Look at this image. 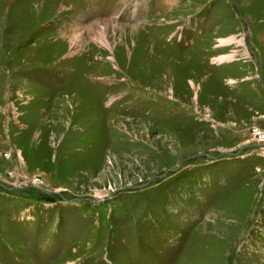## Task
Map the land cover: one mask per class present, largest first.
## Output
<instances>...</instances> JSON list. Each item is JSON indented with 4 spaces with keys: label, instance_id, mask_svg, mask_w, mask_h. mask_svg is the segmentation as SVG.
<instances>
[{
    "label": "rangeland",
    "instance_id": "obj_1",
    "mask_svg": "<svg viewBox=\"0 0 264 264\" xmlns=\"http://www.w3.org/2000/svg\"><path fill=\"white\" fill-rule=\"evenodd\" d=\"M0 264H264V0H0Z\"/></svg>",
    "mask_w": 264,
    "mask_h": 264
},
{
    "label": "bare ground",
    "instance_id": "obj_2",
    "mask_svg": "<svg viewBox=\"0 0 264 264\" xmlns=\"http://www.w3.org/2000/svg\"><path fill=\"white\" fill-rule=\"evenodd\" d=\"M100 34H98L99 37H97L98 42L101 43V44H103V45H105L106 47H109V45L107 44V42L104 40L103 34H101V35ZM76 39H77V37H76ZM75 41H76L75 38L71 39V43H73ZM239 43H242V40L239 41Z\"/></svg>",
    "mask_w": 264,
    "mask_h": 264
}]
</instances>
